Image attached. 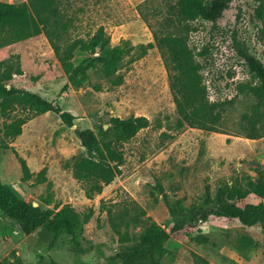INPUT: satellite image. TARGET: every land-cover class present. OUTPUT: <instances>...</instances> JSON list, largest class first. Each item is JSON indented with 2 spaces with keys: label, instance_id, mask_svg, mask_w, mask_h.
<instances>
[{
  "label": "rangeland",
  "instance_id": "rangeland-1",
  "mask_svg": "<svg viewBox=\"0 0 264 264\" xmlns=\"http://www.w3.org/2000/svg\"><path fill=\"white\" fill-rule=\"evenodd\" d=\"M175 1L57 0L58 20L64 23V30L52 23L49 31L68 38L87 37L102 25L111 45L125 40L135 46L153 41L152 28L181 34L194 53V62L201 66L207 99L230 101L225 105L223 132L179 122L168 73L155 46L141 56L133 53L122 60L118 71L123 76L121 84L111 83L97 66L89 69L88 79L78 87L68 83L44 30L0 46V71L10 74L3 79L7 88L37 93L75 116L73 125L68 126L53 111L30 115L17 136L4 139L8 148L2 147L4 135L0 131V180L20 199L41 209L55 204L56 210L71 206L79 215L70 220L81 249L76 251L65 232L53 241L39 235L38 230L24 234L20 228L22 211L14 206L6 212L0 209V264H49L50 260L59 264H120L111 256L124 243L132 242L147 219L169 231L174 211L183 215L191 209L209 208L221 187L244 190L251 184L264 189V136H245L259 126L247 123L255 98L247 89L240 90L249 76L231 46L235 32L248 52L264 64V18L255 14L258 7L264 13V0H233L216 24L194 19L180 29L166 20ZM238 11L241 19L236 22ZM89 56L76 49L72 60L78 64ZM242 113H246V120L240 127ZM24 114L26 111L18 107L6 118L0 115V127ZM129 115H144L149 125L123 144L122 163L114 178L90 198L69 165L72 156L85 152L76 130L91 128L99 134L100 128L109 126L111 116ZM18 156L33 173L27 180H22ZM42 168L45 181L37 182ZM231 201L241 206L264 204V196L250 192ZM89 209L91 216L82 221L81 214ZM257 217L255 225H244L235 219L211 216L172 232L161 264H264V208L257 210Z\"/></svg>",
  "mask_w": 264,
  "mask_h": 264
},
{
  "label": "trees",
  "instance_id": "trees-1",
  "mask_svg": "<svg viewBox=\"0 0 264 264\" xmlns=\"http://www.w3.org/2000/svg\"><path fill=\"white\" fill-rule=\"evenodd\" d=\"M26 3H9L0 1V46L26 39L45 31L48 35L54 53L67 75L68 83L74 87L84 84L89 77V69L99 66L98 70L113 84H121L123 76L118 71L122 60L133 53L138 56L146 53L147 49L155 46L164 61L168 73V84L172 100L179 115V122L189 126L199 127L211 131H222L223 114L225 105L230 101H210L205 95V85L201 81L200 64L194 62V53L187 40L181 34L161 32L152 28L153 41L138 45L121 41L120 44L111 45L110 36L102 25H99L87 37H64L61 33L49 31L52 23L58 24L64 30V23L58 17L57 0H28ZM233 0H176L169 17V25L183 27L189 20L201 19L213 25L223 16L231 6ZM258 18H264L261 8H255ZM241 19V11L236 15V22ZM146 22L147 20L144 19ZM150 25L149 22L147 23ZM151 27V26H150ZM235 31V30H234ZM64 32V31H63ZM231 46L235 50L242 65L247 69L249 80L240 86V90L247 89L253 98V113L247 123L251 126L258 123L255 132H246L248 138L264 136V64L248 52L243 41L237 39L235 32L232 35ZM79 49L90 53L88 58L73 63L74 51ZM99 53V54H98ZM99 64H98V63ZM10 74L0 71V115H6L14 108L25 110L26 114L17 116L4 122L0 127L2 147L8 148L4 139L17 136L22 125L38 114L47 111L57 113L68 126L73 125L75 116L63 110L37 93L20 89L15 86L6 87L3 79ZM31 115V116H30ZM238 121L240 127L246 120V113L241 114ZM149 125V119L144 115H129L127 117L111 116L109 126L99 129V134L91 128L77 129L76 134L80 139L85 152L71 157L69 165L73 176L83 182L85 193L88 197L101 192L104 184L109 183L122 163V146L133 138L140 129ZM21 166L22 180L29 179L33 173L29 170L25 160L18 156ZM44 168L36 176L37 182L45 181ZM50 183L47 184L49 186ZM253 192L260 197L264 196V189L248 184L247 189L239 186L221 187L218 189L214 204L209 208L191 209L185 214L174 211L172 226L169 231L148 219L140 233L133 237L131 243H124L110 259L120 264H161L165 252V243L170 233L185 227H193L198 221H205L211 216L227 217L237 220L244 225L257 223V210L264 208L262 202L238 205L231 200L243 199L246 194ZM14 206H19L21 214V231L29 235L34 230L49 241H53L61 232H65L76 251H80V243L76 237L75 229L70 219H77L79 215L69 205L57 209H41L29 201L20 199L12 189L0 180V209L9 211ZM92 214V209L82 213V221H86ZM121 233V232H120ZM126 236V233H121ZM49 264H59L50 260Z\"/></svg>",
  "mask_w": 264,
  "mask_h": 264
}]
</instances>
